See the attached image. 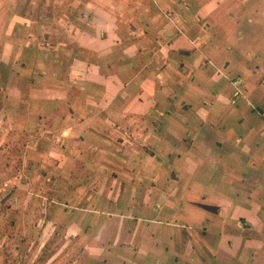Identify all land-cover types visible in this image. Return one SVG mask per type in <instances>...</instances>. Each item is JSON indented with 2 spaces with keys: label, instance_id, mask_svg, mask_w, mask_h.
<instances>
[{
  "label": "crops",
  "instance_id": "0c3cea01",
  "mask_svg": "<svg viewBox=\"0 0 264 264\" xmlns=\"http://www.w3.org/2000/svg\"><path fill=\"white\" fill-rule=\"evenodd\" d=\"M64 1L69 58L35 47L33 0L0 1V95H27L1 124L61 129L56 185L31 191L57 203L27 205L56 242L44 264H264V0ZM22 50L42 57L18 75Z\"/></svg>",
  "mask_w": 264,
  "mask_h": 264
},
{
  "label": "rangeland",
  "instance_id": "374dc122",
  "mask_svg": "<svg viewBox=\"0 0 264 264\" xmlns=\"http://www.w3.org/2000/svg\"><path fill=\"white\" fill-rule=\"evenodd\" d=\"M27 2L30 4V0H27ZM31 3L34 5L36 10L38 9L39 13L42 14L41 11L45 13L44 16H36V22L38 25H40L42 21L44 22V25L35 26L31 39L35 47H38V45L41 44H46V46H44L45 48H47L48 44L56 45L58 47L55 50L57 55L60 53L63 56L69 58V56L66 54V51L62 50L64 47L66 49V43L62 41V36L57 32H61L62 29L59 28V22H57L55 17V23L52 21V16H56L63 10L72 9L70 6L71 3L64 0H33ZM18 4L22 9L26 7L25 0H22V4L21 2ZM4 5L6 6V3ZM13 11L10 9L7 10V14H15L16 12L19 14L24 12V10L20 11L19 7L18 9L14 8ZM46 15L49 17L50 24L51 21L53 23L49 27H46ZM60 15L62 16L63 14L61 13ZM8 19L10 18H6L4 22H6ZM60 19H62L61 24H64L65 22V25H69L68 21H70V19L67 14H65V16L61 17ZM9 21L7 24L8 27L10 24ZM22 21H24V19L20 20V23ZM4 26H6V23ZM250 30L255 34L253 28ZM246 37L248 38V36ZM22 38L23 41L19 47H29L27 44H24L26 37ZM251 40H253V38ZM42 48H39V51H42ZM47 51L48 50L45 52ZM21 52L22 55L19 54L20 58L18 62V75H20L23 69L27 68L29 70V68H31V64H29V67H27V61L35 63L37 59L41 60L40 57H42L38 56V51H35L37 55L30 53V56L25 55V50H22ZM51 53H53V51H51ZM50 57H54V55H51ZM46 58L49 57L46 56L45 59ZM55 58H57V56H55ZM55 60L52 59V61ZM47 67L49 71V66L47 65ZM54 67L58 71V66ZM62 68L64 67L62 66ZM32 70L33 72H31V75L35 73L33 76H36L37 73H40L41 68H36V66H33ZM4 71L5 70L3 68L0 69V88L5 91L7 88V83H5L2 78H4V76L6 78L8 76V72ZM57 71L55 70V72ZM23 82L25 83V81ZM43 87H50V90L52 91L61 89L58 88V85H56V83L54 84L53 82H49V86L47 83L44 86L37 84V86L34 87L33 93H29V96L31 94V96H33V100L35 99L34 104L40 107L43 106L42 102L44 99L37 91H43ZM8 97V94H6L4 98L0 95V184L5 182L9 185L7 187V189H9L8 191L12 192H7L6 195L3 193L0 194V239H2L0 243L2 263L0 264H44L48 260V252L57 248V246H55L56 242H52V240H50V243L48 242V244H44L43 241L39 240L41 234L44 232L41 226L37 227L38 220L43 215L41 208L40 206H37V208H34L33 206L32 211H30L27 208V205H31L33 203L35 204L43 200H48L51 205H53L52 203H57V198H55L52 193L43 194L41 192V188L39 189L38 193L34 190V193L31 194V191L33 192L32 188L37 187L42 183V181L49 183L50 180L52 184L56 183L55 178L58 174L56 173L57 171H53V168L57 164V156H54V150L57 148V145L56 143H53V140L59 136L57 134H60L61 129L39 130L37 127L31 131L26 130L23 127L12 130L9 128L4 129V126H2L1 123L4 122V120H6V122H10L12 113L11 110L14 109L15 112V110L18 111L19 107H24L26 105L27 95L25 94V97L22 99L15 97L17 101H20L19 104L16 103L17 101L11 102V99ZM29 99L32 98L29 97ZM49 106L54 107L55 101L49 104ZM13 116H15V114H13ZM30 116H33L39 121H42L45 118L41 113H35ZM21 118L23 122L22 125H25L28 120L22 114L18 116L19 121H21ZM50 122H52L51 119ZM1 127H3L4 130L1 129ZM10 134H12L11 139ZM51 151L54 152L52 156L54 157L52 158L53 162L51 160L49 161L46 157L41 156L46 152L51 153ZM87 196L88 195H86V197ZM55 217L57 218V216ZM26 222L29 223V225H27ZM48 233H58V230L50 229ZM10 236H12V238H10Z\"/></svg>",
  "mask_w": 264,
  "mask_h": 264
},
{
  "label": "built area",
  "instance_id": "2783aa9c",
  "mask_svg": "<svg viewBox=\"0 0 264 264\" xmlns=\"http://www.w3.org/2000/svg\"><path fill=\"white\" fill-rule=\"evenodd\" d=\"M239 85H240V81H239V80H234V81H233V86H234L235 88H237ZM0 186L7 187L6 184H4V185H1V184H0Z\"/></svg>",
  "mask_w": 264,
  "mask_h": 264
}]
</instances>
